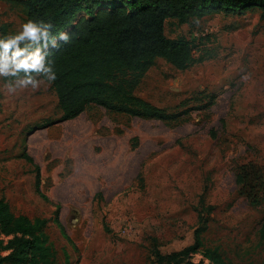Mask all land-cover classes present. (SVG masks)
<instances>
[{
  "label": "rangeland",
  "instance_id": "374dc122",
  "mask_svg": "<svg viewBox=\"0 0 264 264\" xmlns=\"http://www.w3.org/2000/svg\"><path fill=\"white\" fill-rule=\"evenodd\" d=\"M19 1L0 0L9 37L26 23ZM260 16L166 22L169 38L195 39L199 62L179 71L158 59L134 93L174 120L91 105L62 122L52 81L36 75L38 88L11 93L16 77L0 76V200L16 216L48 221L58 264H158L155 251L188 254L182 264H264V189L248 186L247 195L261 198L252 204L236 183L249 162L264 176V58L252 91L240 69L229 72L227 53L237 31L264 43ZM11 239L0 231L3 264H31Z\"/></svg>",
  "mask_w": 264,
  "mask_h": 264
},
{
  "label": "trees",
  "instance_id": "16d2710c",
  "mask_svg": "<svg viewBox=\"0 0 264 264\" xmlns=\"http://www.w3.org/2000/svg\"><path fill=\"white\" fill-rule=\"evenodd\" d=\"M26 22L52 25V35L65 32L70 39L58 40L57 46L45 49L47 60L56 73L52 81L57 94L61 121L72 120L87 107L96 105L108 111L142 119L174 120L147 100L135 95L140 79L163 59L179 71H186L199 62L195 39L185 36L169 38L165 34L168 20L181 25L192 24L213 15H246L254 8L264 11V0H22ZM264 17V16H263ZM1 39L9 37L6 25H0ZM23 75V73H21ZM33 75H37L33 73ZM25 159L34 160L25 155ZM36 169L37 191L41 192V170ZM261 169L252 162L240 167L236 183L252 204L258 194L247 195L255 183L264 189ZM253 187V188H255ZM47 220H31L16 216L10 206L0 200V231L12 236L14 252L31 256V264H58L56 253L44 232ZM264 242V218L259 229ZM158 264H182L188 254L164 256L155 251ZM9 256L0 257L3 264ZM217 264H225L215 259ZM186 264H196L187 261Z\"/></svg>",
  "mask_w": 264,
  "mask_h": 264
},
{
  "label": "clouds",
  "instance_id": "9594fccd",
  "mask_svg": "<svg viewBox=\"0 0 264 264\" xmlns=\"http://www.w3.org/2000/svg\"><path fill=\"white\" fill-rule=\"evenodd\" d=\"M52 25L44 22L28 21L15 35L0 39V76L16 77L8 84V90L15 93L18 88H38L41 81L36 75H43L48 81L56 80V73L47 60L45 49L57 46V41L67 42L70 37L61 32L52 35ZM23 73V75H21Z\"/></svg>",
  "mask_w": 264,
  "mask_h": 264
},
{
  "label": "crops",
  "instance_id": "0c3cea01",
  "mask_svg": "<svg viewBox=\"0 0 264 264\" xmlns=\"http://www.w3.org/2000/svg\"><path fill=\"white\" fill-rule=\"evenodd\" d=\"M260 12L261 17L264 16V11L258 8H254L251 11H249L246 15L239 16V15H213L208 16L206 18L214 17V16H223L225 18L229 17H238L241 19H248L250 17V14ZM205 19V18H204ZM232 19V18H230ZM244 22V20H243ZM260 23V20H258ZM242 23V26L247 27L249 29L248 24ZM241 26V27H242ZM254 30V29H252ZM241 31V30H239ZM255 33L257 29L254 30ZM239 32H234L231 34L229 39V51L227 52L229 54V60H228V67L229 72H232V70L240 69L241 71V80H244L246 82L247 87L250 88L252 91H257L259 88V76L258 73L262 70V61L264 58V43H256L254 42V35L248 34L242 35L241 37H238ZM262 35L260 34L258 38H260ZM255 98H259L257 93H253V96Z\"/></svg>",
  "mask_w": 264,
  "mask_h": 264
}]
</instances>
